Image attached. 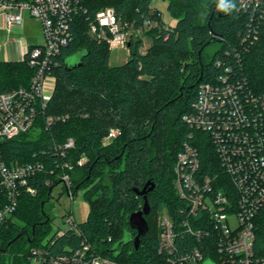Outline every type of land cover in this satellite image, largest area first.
<instances>
[{
	"label": "trees",
	"instance_id": "obj_1",
	"mask_svg": "<svg viewBox=\"0 0 264 264\" xmlns=\"http://www.w3.org/2000/svg\"><path fill=\"white\" fill-rule=\"evenodd\" d=\"M164 1L176 20L167 28L151 0L86 1L87 14L75 17L71 40L51 65L52 95L37 112L33 128L0 140L5 165L44 167L28 181L34 194L21 191L12 218L0 226V264H31L33 249L56 256L83 242L119 264H165L169 255L158 252V217L164 209L174 220L178 251L205 244L213 251L217 247L214 235L199 241L182 225L185 219L195 231V216L187 217V205L173 187V167L177 153L188 143L198 149L202 171L218 173L208 136L183 120L193 112L201 82L229 68L264 93V0L254 13L240 11L238 0H223V7L221 0ZM106 7H113L117 17L135 29L150 13L159 22L145 32L151 40L147 47L139 37L131 39L127 60L120 65H111L108 45L88 34L94 13ZM215 44L219 48L208 59L206 51ZM79 51L85 53L81 65L67 69L63 60ZM33 73L25 58L0 61V94L28 88ZM49 116L60 119L47 127L44 121ZM114 130L111 143L103 144ZM68 138L74 147L61 157L53 146ZM81 157L86 161L78 166ZM65 163L72 168H63ZM63 174L69 176L73 195L84 191L89 211L85 221L77 223V233L55 232L46 238L51 219L45 205ZM148 181L154 184L146 195L148 231L134 248L136 231L128 218L144 200L133 189L141 190ZM3 203L0 196V207ZM253 233L254 255L264 258V208L253 220ZM213 251L212 259L220 264Z\"/></svg>",
	"mask_w": 264,
	"mask_h": 264
},
{
	"label": "built area",
	"instance_id": "obj_2",
	"mask_svg": "<svg viewBox=\"0 0 264 264\" xmlns=\"http://www.w3.org/2000/svg\"><path fill=\"white\" fill-rule=\"evenodd\" d=\"M86 1L98 0H0V29L10 32L23 26L27 19H33L42 36V43L24 47L23 59L34 70L29 87L0 94V140L33 128L37 112L45 108L54 89L53 60L71 40L75 17L87 14ZM259 5V0H238L240 11L254 13ZM150 14L135 29L133 24L122 22L113 7H106L94 13L88 34L104 41L110 51L122 49L129 55L128 42L138 38L141 30L158 26V20ZM235 55L239 58L238 53ZM47 84L52 85L48 93ZM59 119L49 116L44 125L49 127ZM183 120L208 136L218 173L203 172L198 149L183 144L173 167V187L187 205V217L195 216V231L185 219L182 225L197 240L212 234L218 243L214 251L206 244L178 251L175 223L164 209L158 217V252L169 255L165 264H216L212 251H216L220 264H264V258L256 257L253 252V220L264 208V93L255 91L245 77H238L226 68L198 85L193 112ZM116 133L111 131L109 136ZM73 147L74 140L68 138L62 144H54L53 150L65 157ZM85 161L81 157L77 165ZM62 167L72 168L69 163ZM43 169L41 163L7 166L0 159V196L4 201L0 207V226L12 218L21 191L34 194L28 181ZM60 178L67 195L73 198L69 176L63 174ZM63 223L64 229H58L57 234L77 233L71 212L65 215ZM31 254L40 264H119L97 255L84 242L80 248L62 255H49L40 249H33Z\"/></svg>",
	"mask_w": 264,
	"mask_h": 264
},
{
	"label": "rangeland",
	"instance_id": "obj_3",
	"mask_svg": "<svg viewBox=\"0 0 264 264\" xmlns=\"http://www.w3.org/2000/svg\"><path fill=\"white\" fill-rule=\"evenodd\" d=\"M209 3H216V0H207ZM151 7L159 11L161 21L169 26L175 24L176 20L168 11V3L164 0H151ZM28 21H34L33 19H27ZM146 31L139 32V38L142 40L143 46L147 47L150 44V38L145 34ZM22 34L14 33L12 30L7 32L6 30H0V60L9 56L18 55V40L22 38ZM23 38L27 41L28 44H40L42 43L41 32L38 27L30 28L29 26L23 34ZM11 40V41H10ZM16 40V41H14ZM219 48V44L211 46L207 51L208 59H210L214 52ZM16 57V56H15ZM128 55L122 49H114L110 53V63L111 65H120L127 60ZM69 58L67 61H70ZM52 89L51 84H47L45 87L46 93L50 92ZM111 134V132H110ZM114 138V135L107 136L104 138L103 144L111 143V140ZM84 191H78L73 195V198H70L65 189L64 185L60 183L52 188L50 197L48 198V203L45 205L47 213L50 215V231L48 233V238L58 229H64V218L68 212H71L76 223H82L85 221L88 211L89 204L85 201L83 196ZM31 264H40L38 261L33 260ZM210 264V263H205Z\"/></svg>",
	"mask_w": 264,
	"mask_h": 264
},
{
	"label": "water",
	"instance_id": "obj_4",
	"mask_svg": "<svg viewBox=\"0 0 264 264\" xmlns=\"http://www.w3.org/2000/svg\"><path fill=\"white\" fill-rule=\"evenodd\" d=\"M136 35H134V38ZM131 42H128L127 47L130 48ZM85 53L83 51L76 52L68 57H66L63 62L67 69L75 68L80 66L82 63V58ZM70 61H67L68 59ZM154 189V184L150 181L145 183L141 190L133 189L137 196H141L144 200L143 206L137 212L132 213L128 218V224L131 229L136 231V236L133 239L134 248H138L140 237H143L148 231V224L145 216L149 213V203L147 200V193Z\"/></svg>",
	"mask_w": 264,
	"mask_h": 264
},
{
	"label": "crops",
	"instance_id": "obj_5",
	"mask_svg": "<svg viewBox=\"0 0 264 264\" xmlns=\"http://www.w3.org/2000/svg\"><path fill=\"white\" fill-rule=\"evenodd\" d=\"M29 26V29L30 28H34L35 26L39 28L38 26V23L36 21H28L26 20L25 23L23 24V26H20V27H16L14 28L12 31L14 33H20L22 34V38H20L17 42H18V46L16 49H18V55H15V56H7L5 58H3L2 60L0 61H5V62H17V61H21L23 59V53H24V47L26 45H32V44H28L27 41L23 38V34H25V30L26 28ZM1 31H4L2 29H0ZM11 41V40H10ZM16 41V40H14Z\"/></svg>",
	"mask_w": 264,
	"mask_h": 264
},
{
	"label": "clouds",
	"instance_id": "obj_6",
	"mask_svg": "<svg viewBox=\"0 0 264 264\" xmlns=\"http://www.w3.org/2000/svg\"><path fill=\"white\" fill-rule=\"evenodd\" d=\"M221 6L223 7V0H221Z\"/></svg>",
	"mask_w": 264,
	"mask_h": 264
}]
</instances>
